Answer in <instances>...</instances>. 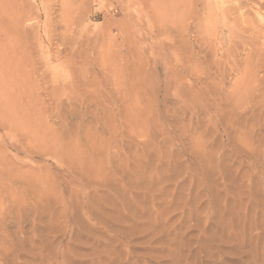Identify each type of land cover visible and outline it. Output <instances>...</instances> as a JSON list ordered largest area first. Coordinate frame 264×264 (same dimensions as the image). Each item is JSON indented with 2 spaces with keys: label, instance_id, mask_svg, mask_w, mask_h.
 I'll list each match as a JSON object with an SVG mask.
<instances>
[{
  "label": "rangeland",
  "instance_id": "obj_1",
  "mask_svg": "<svg viewBox=\"0 0 264 264\" xmlns=\"http://www.w3.org/2000/svg\"><path fill=\"white\" fill-rule=\"evenodd\" d=\"M0 264H264V11L0 0Z\"/></svg>",
  "mask_w": 264,
  "mask_h": 264
},
{
  "label": "bare ground",
  "instance_id": "obj_2",
  "mask_svg": "<svg viewBox=\"0 0 264 264\" xmlns=\"http://www.w3.org/2000/svg\"><path fill=\"white\" fill-rule=\"evenodd\" d=\"M249 1L255 2V6L257 7L259 13L261 11H264V0H249ZM223 16L225 17L226 14L223 15ZM195 43L197 44V48H198V52L196 53V55L203 54L205 60H207L206 58H208L211 54L216 53L215 52L216 48L214 49L212 47L214 44L210 45V44L206 43L201 37L200 38H195ZM194 46H195V44H194ZM195 48H196V46H195ZM218 49H220V48H218ZM227 54H228V52H227ZM222 57H224V56H222Z\"/></svg>",
  "mask_w": 264,
  "mask_h": 264
}]
</instances>
